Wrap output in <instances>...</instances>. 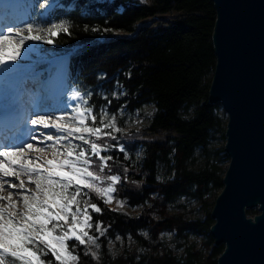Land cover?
<instances>
[{
    "label": "trees",
    "instance_id": "1",
    "mask_svg": "<svg viewBox=\"0 0 264 264\" xmlns=\"http://www.w3.org/2000/svg\"><path fill=\"white\" fill-rule=\"evenodd\" d=\"M32 1L42 6L43 0ZM215 18L212 0H61L48 12L46 24L64 23L70 34L50 37L53 43L44 41L42 50L69 54L66 81L89 101L97 114L94 126L100 125L102 109L120 126L97 141L114 157L103 175L121 177L118 198L130 204L153 202L130 215L91 192V202L103 210L94 213L95 222L104 223L107 237L95 256L78 246V264H217L223 246L215 245L210 234L215 199L207 196L224 185L217 161L224 146L213 147L212 139L220 132L226 140V121L221 105L209 101ZM147 104L154 105L147 122L128 128L127 117ZM181 196L210 209L194 218L170 211ZM165 230L176 231L177 249L161 238ZM192 235L206 237L211 250L199 248ZM117 236L133 238L136 246L113 253L108 241ZM43 259L55 264L50 253Z\"/></svg>",
    "mask_w": 264,
    "mask_h": 264
},
{
    "label": "snow or ice",
    "instance_id": "2",
    "mask_svg": "<svg viewBox=\"0 0 264 264\" xmlns=\"http://www.w3.org/2000/svg\"><path fill=\"white\" fill-rule=\"evenodd\" d=\"M47 31L49 37L60 32L70 34L64 23L53 24ZM6 33H0V67L15 64L27 41L45 40L42 35L33 34L32 24L27 25V35L22 29L11 27ZM45 42L51 44L53 40ZM74 98L82 103L70 112L55 117L36 113L29 121L35 129H51L65 135L54 137L51 132H37L29 138L35 144H0V193L8 192L7 196L0 195V264H53L43 259L49 253L55 264H78L77 245L100 247L97 241L107 229L102 221L92 223V213L103 210L96 203H88L90 193L111 203L121 177L103 175L114 157L107 155L108 148L97 141L111 137V129H120L116 128L115 117H108L103 109L99 112L100 125L90 126L87 121L90 119L95 125L97 114L80 91L74 93ZM74 140L80 143H73ZM40 144L52 149L51 158L29 155L43 152ZM120 151H124L123 146ZM14 196L18 199L14 200ZM118 206L122 207L123 201ZM93 226L96 236L90 234ZM70 242L75 243L70 246ZM85 254L96 255L91 251Z\"/></svg>",
    "mask_w": 264,
    "mask_h": 264
},
{
    "label": "water",
    "instance_id": "3",
    "mask_svg": "<svg viewBox=\"0 0 264 264\" xmlns=\"http://www.w3.org/2000/svg\"><path fill=\"white\" fill-rule=\"evenodd\" d=\"M216 64L209 101L227 114L223 187L210 234L217 264H264V0H212ZM258 212L249 214L248 209Z\"/></svg>",
    "mask_w": 264,
    "mask_h": 264
},
{
    "label": "rangeland",
    "instance_id": "4",
    "mask_svg": "<svg viewBox=\"0 0 264 264\" xmlns=\"http://www.w3.org/2000/svg\"><path fill=\"white\" fill-rule=\"evenodd\" d=\"M60 2H61V0H57L55 5H57ZM21 4H23L22 5V9H23L22 13L24 15L23 21H21L18 24H13L11 26H8L7 28H10V27L11 28H20L23 30V34L27 35L28 34L27 33V25L32 24L33 25V34H40L45 38V40L49 39L50 37H49L47 29L50 28L53 24H58V23L52 22L50 24H46L47 23L46 18L48 16V12H49V10H47V9H49L48 1L47 2H45V0L42 1L41 4H43L44 7L43 6L40 7L39 5L34 3V1H32V0H22ZM46 5H47V9H46ZM37 15H39L40 17L38 18ZM7 28H5V29H7ZM1 33L7 34L6 30L1 31ZM45 40L27 41L26 46L28 44H33L34 46L33 45H28V47L25 46L24 49L22 50V54H21V56L26 57L28 55L27 51H30L31 54H29L28 57L24 58V60L27 63H29V65L32 66V69L39 71L37 73L36 72L34 73L37 75V81L36 82L32 81L33 78L31 76L30 77L28 76L29 75L28 70H27V72L22 71V72L18 73L17 75H15V79L19 80V82H21L22 80H24L26 78L27 79L29 78L28 81L33 82L30 85V89L28 92L29 96L27 94V96L29 97L27 102L31 103L30 105L33 106V108H34V110H32L34 113H33L31 118H33V116L36 113L49 114V115H52L54 117L60 116L63 112H66V111L70 112L74 107H76L77 105L82 103L81 100H77L74 98V93L77 91V89L74 87H70L69 84L66 82V79H65V86L67 87V90L65 91L64 96L59 98V97H56L53 94H50L48 92L49 88L46 87L45 78L46 77L48 78L49 75L54 72L53 70L55 67L57 68L56 65L55 66L50 65L51 59H52L51 57L57 56L60 54L47 55L46 52H44L42 50V47L45 45L44 44ZM32 50H33V52H32ZM67 67H68V65H67ZM51 71H53V72H51ZM153 110H154L153 104H147L143 107V109H138L132 117H127V119H126L127 127L128 128H139V127H141L143 124H145L147 122V120L150 117V115L152 114ZM219 113L227 122V114L224 111V109L222 108V106L219 109ZM109 117H114V116H109ZM65 118L67 119V117H65ZM87 122L90 126H94V125H92L90 119ZM115 124H116V128L119 129L120 126L117 123L116 118H115ZM34 132H35V135L37 134V132H43V133L51 132V134L54 137L57 135H65V133H58V132H55V130L43 129V128H40V129L33 128V133ZM33 133H32V136H33ZM27 142H32L34 144L36 143L35 141H31V140H28ZM48 143H52V142H48ZM65 143H67V142H65ZM73 143H80V142L74 140ZM224 143H225V139L221 136L220 132H218L216 137H214L212 139V145L215 148L223 147ZM120 146H123V144H121ZM39 147L43 148L44 151L40 152L38 154L34 152L35 155L42 156L45 158H51L52 149L48 148L46 144H40ZM140 155H141V150H139L137 152V156H140ZM224 155H225V151L221 150L219 153V158L217 160L219 165L222 168L221 171H222L223 175H224V172H225L227 165H228V162H229V157L224 156ZM164 174H165V170H162L160 177L162 178ZM24 178L26 179V177H24ZM26 186L29 188H32L33 191L35 190L34 186H32L31 184H27ZM221 189L217 190V191H213L212 193H210L207 196V198L210 201H213L216 198V196L219 194ZM114 196H115V199L111 203H107V204H109V206H111L113 208L124 210L125 212H127L130 215H138L142 211H144L146 208L152 207V205H153L152 201H148L147 203H141V204H130L127 201H125L124 199L118 198L115 193H114ZM119 201H123L122 207L118 206ZM88 203L91 204L92 203L91 200H89ZM18 206H19V208L23 207L22 204H20ZM152 209H153L152 213L154 215L159 214L157 208L153 207ZM168 209L172 212H181V213L185 214V216H187V217L194 218V217L205 216L207 209H210V206L205 207L203 202L196 199V198L189 197V196H181L176 201L172 202L169 205ZM248 212H249V214L253 215L254 213L258 212V210H257V208H253V209H248ZM97 214L98 213H96L95 216ZM92 217H93L92 223H93V225H95L94 213H92ZM103 226H104V228H106L104 223H103ZM145 233L147 234L146 230H145ZM90 234L93 236L98 235L95 226H93L91 228ZM176 236L177 235H176L175 230H165L161 234V238L163 239V241L167 245H169L170 247H172L174 249H177L178 241H179V239H177ZM106 237H107L106 232L103 236L99 237V239L97 241V243L100 245L99 248H96L95 246H92V245H88V247H86V248L88 250H91L92 252H95L96 255L100 254V252L102 251V249L104 247V242H105ZM190 240L196 242L197 245L199 246V248L203 249L205 252H209L212 248V244L211 245L206 244L207 238L204 237L203 235H192ZM72 243H75V242H70V246ZM125 245L135 247L136 242L131 237H128L126 240L121 236H117V237L112 238L108 241V246L113 253H117V252L121 251ZM77 247H78V245L76 246V248ZM223 248H224V246H223Z\"/></svg>",
    "mask_w": 264,
    "mask_h": 264
},
{
    "label": "bare ground",
    "instance_id": "5",
    "mask_svg": "<svg viewBox=\"0 0 264 264\" xmlns=\"http://www.w3.org/2000/svg\"><path fill=\"white\" fill-rule=\"evenodd\" d=\"M22 0H0V33L1 31H5L8 26H11L13 24H18L21 21H23L24 15L21 13H13L11 12L12 5L15 8L14 5L18 4V2H21ZM48 1V7L50 10L57 2V0H47ZM47 8V5H46ZM16 10V9H15ZM33 45V44H28ZM28 45L26 47H28ZM34 46V45H33ZM33 48V47H32ZM31 48V49H32ZM27 50V49H26ZM25 51V50H24ZM33 52V50H32ZM27 56H29L30 51H27ZM21 56L19 60L15 64H9L5 65L3 67H0V104L6 105V107H14L17 106V112L19 113L18 117H20L21 124L24 125L26 133H28V138L25 142L30 140L29 138L32 136L33 133V126L29 123L30 118L33 115L34 108L31 106L27 100L29 99V89L30 85L33 83L32 81H37V75L34 74L35 72H39L38 70L32 69V66L27 63L24 58ZM51 66L56 65L57 68H54V72L49 75V77L45 78L46 87L49 88L48 92L50 94H53L56 97L61 98L64 96L65 91L67 90V87L65 86V79L68 71V61L69 57L67 54L64 55H57L51 57ZM3 70V71H2ZM29 73V77L31 76L33 79L32 81H28V79H24L21 82L19 80L15 79V75H17L20 72H27ZM50 73V72H49ZM31 74V75H30ZM47 75V76H48ZM47 88V89H48ZM28 94V96H27ZM10 101V102H9ZM36 111V110H35ZM16 124V122H14ZM20 130L11 131L8 132V130H4L3 134L8 133V138L5 139V137L0 136V144L8 143V144H14L19 143V141H12L11 137L13 135H16ZM35 135V132L33 133ZM24 142V143H25ZM37 153V152H35ZM34 152H30L29 155L33 158H35L37 155H35ZM38 154V153H37ZM7 187V186H6ZM0 195L7 196L8 192L3 191L0 193ZM14 200L18 199V197L13 198ZM19 207V206H18ZM22 209V208H21Z\"/></svg>",
    "mask_w": 264,
    "mask_h": 264
}]
</instances>
